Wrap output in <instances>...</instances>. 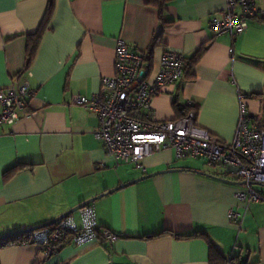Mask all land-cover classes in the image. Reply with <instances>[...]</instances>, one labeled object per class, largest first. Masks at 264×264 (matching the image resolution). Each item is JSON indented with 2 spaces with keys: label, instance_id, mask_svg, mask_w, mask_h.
<instances>
[{
  "label": "crops",
  "instance_id": "0c3cea01",
  "mask_svg": "<svg viewBox=\"0 0 264 264\" xmlns=\"http://www.w3.org/2000/svg\"><path fill=\"white\" fill-rule=\"evenodd\" d=\"M53 2L28 63L27 46L49 0H0V90L26 80L35 92L29 102L34 115L0 127V236L40 226L91 198L157 175L91 203L99 226L118 236L114 243L77 246L66 239L52 255L35 244L7 243L0 247V264H212L209 243L225 264H264V203L245 208L235 198L243 185L213 178L238 183L201 160L175 161L170 151L146 158L144 170L117 165L95 139L96 114L72 104L74 95L89 98L100 91L101 78L114 73L122 40L146 56L151 77L163 52L191 60L201 51L190 78L153 99L156 121L176 118L190 102L196 125L227 146L241 93L251 123L264 128V0H256L262 16L250 19L234 42L210 27L212 17H222L225 0H169L161 13L146 0ZM230 209L240 215L236 225L228 219ZM69 217L80 227L78 211ZM193 234L198 236L185 238Z\"/></svg>",
  "mask_w": 264,
  "mask_h": 264
},
{
  "label": "built area",
  "instance_id": "2783aa9c",
  "mask_svg": "<svg viewBox=\"0 0 264 264\" xmlns=\"http://www.w3.org/2000/svg\"><path fill=\"white\" fill-rule=\"evenodd\" d=\"M220 19L212 17L210 27L215 36L227 35L232 42L247 28L248 21L262 16L256 0H225ZM185 57L163 52L153 77L144 54L134 53L118 40L115 48L114 73L101 78L100 91L91 97L72 96V104L96 114L99 122L95 139L117 165L132 164L144 170L143 161L153 154L170 151L175 161L201 160L208 168L223 171L237 182H245L235 198L246 208L251 203H264V128L251 123L243 99L238 94L239 117L234 138L229 145L195 123L196 113L188 102L181 116L169 121L153 118L152 101L164 89L181 81L185 74ZM35 96L26 80L0 90V127L12 126L21 117L34 115L29 102ZM81 225L71 217L35 230L27 240L20 236L10 245L35 244L45 254L56 253L63 240L82 246L94 241L114 243L118 236L101 228L92 204L78 211ZM228 219L238 224L240 215L230 209ZM231 264H242L231 261Z\"/></svg>",
  "mask_w": 264,
  "mask_h": 264
},
{
  "label": "trees",
  "instance_id": "16d2710c",
  "mask_svg": "<svg viewBox=\"0 0 264 264\" xmlns=\"http://www.w3.org/2000/svg\"><path fill=\"white\" fill-rule=\"evenodd\" d=\"M167 1H169V0H146V3H147V5L156 8L158 10V12L161 13L163 8H164V6H165V3ZM53 3H54L53 0H49L48 10H47L46 16H45V18H44V20L42 22V25H41L40 29L38 30V32L34 35L33 40H30L29 43H28V46H27V60H28V63L32 60V58H33V56L35 54V51H36V49L38 47L39 40H40V38H41V36H42V34L44 32V29H45V23L47 22V20H49V18L51 16V13H52V10H53ZM157 44H158V39H154L153 43H152V47H155ZM200 53H201V51H197L196 54L192 57L191 60H185V74H184V78L185 79H189L190 78L191 66L199 58ZM180 116H181V114H180V110H179L178 116L176 118H179ZM16 170H17V168L13 169L12 172H14ZM28 234L29 233H21V234H18L16 236L10 238V239H7V240H5L3 242H0V247L4 246L7 243L15 241L17 236H20V238L22 240H27ZM197 236H198V234H193V235L185 236V238H191V237H197ZM209 248H210V260H211V263L212 264H225V262H222V259H220L219 254L217 253V251L215 250L214 246L211 243H209ZM231 261H235V259H231L228 262H231ZM240 263L247 264V263H244L242 261Z\"/></svg>",
  "mask_w": 264,
  "mask_h": 264
},
{
  "label": "water",
  "instance_id": "95a60500",
  "mask_svg": "<svg viewBox=\"0 0 264 264\" xmlns=\"http://www.w3.org/2000/svg\"><path fill=\"white\" fill-rule=\"evenodd\" d=\"M172 171H176V170H172ZM166 172H168V171H162V172H159V173L163 174V173H166ZM155 175H157V174L156 173L148 174L146 176L140 177V178H138L136 180H133V181H131V182L125 184V185H122L120 187H126V186H129V185H132V184L137 183V182H140L142 180H146L148 178L154 177ZM205 175H207V174H205ZM207 176L213 177V176H210V175H207ZM213 178H215V179H217V180H219V181H221L223 183H227V184L245 185V182H238V183H236V182H231V181H227V180H224V179H220V178H217V177H213ZM120 187L115 188V189H112V190H110V191H108V192H106L104 194H101V195H99L97 197L91 198V199H89V200H87V201L79 204L78 206L72 208L71 210H69L68 212L62 214L61 216L55 218L54 220H51V221H49V222H47L45 224H42V225L37 226V227H34V228H29V229H26V230H22V231H18V232H13V233H8V234H5V235H2V236H0V242H3L5 240H7V239H10V238L18 235V234H21V233H30V232H33L35 230H39V229H42V228H45V227L52 226V225L56 224L57 222L63 220L64 218H67L70 215H72V214L76 213L77 211L81 210L86 205L91 204V203H94L96 200L100 199L104 195L110 194V193L118 190Z\"/></svg>",
  "mask_w": 264,
  "mask_h": 264
},
{
  "label": "rangeland",
  "instance_id": "374dc122",
  "mask_svg": "<svg viewBox=\"0 0 264 264\" xmlns=\"http://www.w3.org/2000/svg\"><path fill=\"white\" fill-rule=\"evenodd\" d=\"M212 172H213V171H212ZM216 173H217L218 175H219V174L221 175V174H222V171H218V172H216Z\"/></svg>",
  "mask_w": 264,
  "mask_h": 264
}]
</instances>
